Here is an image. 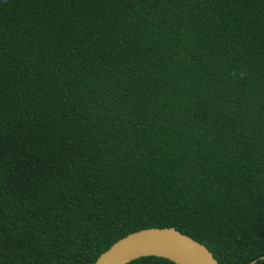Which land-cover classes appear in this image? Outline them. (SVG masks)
Listing matches in <instances>:
<instances>
[{
  "label": "trees",
  "instance_id": "trees-1",
  "mask_svg": "<svg viewBox=\"0 0 264 264\" xmlns=\"http://www.w3.org/2000/svg\"><path fill=\"white\" fill-rule=\"evenodd\" d=\"M150 228L264 264V0H0V264Z\"/></svg>",
  "mask_w": 264,
  "mask_h": 264
},
{
  "label": "water",
  "instance_id": "water-1",
  "mask_svg": "<svg viewBox=\"0 0 264 264\" xmlns=\"http://www.w3.org/2000/svg\"><path fill=\"white\" fill-rule=\"evenodd\" d=\"M150 256L176 264H219L204 245L174 228H150L131 233L115 242L94 264H129Z\"/></svg>",
  "mask_w": 264,
  "mask_h": 264
}]
</instances>
